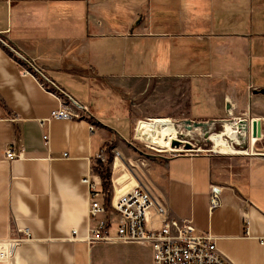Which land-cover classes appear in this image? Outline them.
<instances>
[{
	"label": "crops",
	"instance_id": "0c3cea01",
	"mask_svg": "<svg viewBox=\"0 0 264 264\" xmlns=\"http://www.w3.org/2000/svg\"><path fill=\"white\" fill-rule=\"evenodd\" d=\"M1 40L35 58L87 105V116L47 120L57 98L20 75ZM148 85L152 93L165 91L162 99L150 94L151 102L165 100L161 110L133 103ZM262 88L264 0H0V117L13 118L0 120V240L21 238L25 229L31 237L6 264H153L149 245L83 239L82 179L97 176V189L106 191L93 170L106 161L96 155L125 149L116 143L121 132L106 120V89L122 97L110 112L129 113L133 125L138 120L136 138L157 147L170 149V122L142 117L214 122L218 131L234 117L261 121L257 155L160 150L141 179L170 217L191 218L234 264H264V94L255 93ZM8 144L20 158L6 159ZM212 185L220 187L221 205L210 211ZM105 218L106 212L96 219ZM116 226L109 225L110 235Z\"/></svg>",
	"mask_w": 264,
	"mask_h": 264
},
{
	"label": "built area",
	"instance_id": "2783aa9c",
	"mask_svg": "<svg viewBox=\"0 0 264 264\" xmlns=\"http://www.w3.org/2000/svg\"><path fill=\"white\" fill-rule=\"evenodd\" d=\"M1 42L10 51L16 63L20 65V75L34 77L43 90L57 98L58 106L50 111L47 120H80L87 116L89 113L87 105L66 92L49 76L46 69L37 63L35 58L29 57L7 41L1 40ZM253 89V86H248L249 92H252ZM2 119L13 120V118L9 117H0V120ZM155 119L166 120L175 127L170 118H154L151 120L154 121ZM253 120L234 117L232 121L227 123L233 129V137L225 133L226 125H224L218 136L223 138L226 144L238 148V151L244 150V152L237 154L257 155L261 153L257 149V145L263 134L262 130H260L259 136L253 134ZM210 123L214 124V122ZM90 128H93V126ZM132 136L135 143L129 141L128 145L136 155V164L130 158H126L121 150L114 146L111 147L110 183L106 191L97 189L101 182L100 179L96 180L99 177L96 176L95 178L88 173L82 179L88 186V230L83 238L84 241L88 245L116 242L146 244L151 247L153 264H234L217 248L213 236L197 231L192 224L191 218L178 219L170 217L166 202L159 197H155L142 183V174H138L137 171L140 169L144 171L150 166L151 160L149 156L154 153H148L141 146L149 148L152 145L158 151L161 150L164 153L172 154H178L176 150H179L180 147L168 149L167 147H157L153 144L143 145L136 138L135 131ZM242 137L247 141L245 147L240 144ZM173 139H178L176 129L173 137L169 139L170 145ZM43 140L45 144L48 143L47 135H43ZM252 146H255L254 153ZM184 150L182 153L191 151V149ZM208 152L223 154L215 151L214 147L208 149ZM21 155L22 153L17 152L14 145L8 144L5 147L7 160L18 159ZM96 158L102 162L107 161L104 150L98 152ZM124 172H127L128 176L119 181L120 173ZM220 205V187L212 185L209 193L208 208L212 211ZM104 212H106L105 219H96L99 213ZM150 212H153L152 216H150ZM114 215L117 216L116 221L113 219ZM113 222L117 223L116 233L110 235L108 227ZM246 222H248L247 219ZM248 232V228H246L245 233L248 234ZM23 233L24 236L21 238L0 240V264H6L17 247L24 241L31 239L28 230L25 229ZM72 235L75 237V229H72ZM260 242L264 245V239H261Z\"/></svg>",
	"mask_w": 264,
	"mask_h": 264
},
{
	"label": "rangeland",
	"instance_id": "374dc122",
	"mask_svg": "<svg viewBox=\"0 0 264 264\" xmlns=\"http://www.w3.org/2000/svg\"><path fill=\"white\" fill-rule=\"evenodd\" d=\"M239 56V55H238ZM149 57V56H148ZM148 60H146L147 62ZM236 63H240L241 68L243 69V71L245 73H247L248 70V66L245 68V58L243 57V55L238 57V62ZM145 65H149L148 63ZM143 72H151L149 69L148 70H144ZM161 89V88H160ZM158 90V92L156 93V89L152 91V88L148 85L147 87H144L143 90L140 92V95H138L137 97H135L133 103L136 104L139 108H142L143 106L148 105L147 108L149 109H159L161 110L164 106V101L165 100H156L154 102L150 101V94L152 96H161V98L159 97L158 99H162L163 97L165 98V94L163 95V93L165 91H161ZM163 95V96H162ZM115 105L118 106H122V97L118 96L116 93H114L113 91H110L108 89H106V120L109 122H113L118 130L121 132L119 133V137L116 139V143L120 144L124 149V156L126 158H130L132 162H135L136 159V155L133 153V151L131 150V148L129 146H127V144H125V140L126 139H130L132 143H135V141H133V133L135 131L136 128V124L137 121H135L134 125L131 122V119L129 117V113L126 114H122L119 113L118 111L115 112H110L111 107H115ZM150 105V106H149ZM126 115V116H125ZM108 118V119H107ZM143 120H151L153 119L152 117H142ZM187 120V119H186ZM182 123L179 122H175L173 120V123L175 125V129H176V135L177 138L182 140V141H187L191 144V153H204V154H209L208 149H211L212 147H214V141L212 140V135L217 134L218 129L215 128L216 126L212 125L211 123L206 124V127L202 128H194L191 127L189 129H185L186 125L184 124V120L181 121ZM223 128H221L222 130ZM118 135H116L117 137ZM242 140L240 141L241 146L245 147L247 141L246 139H244L243 137L241 138ZM143 145L146 144V142H142ZM141 146V145H139ZM151 147L146 148L145 146H141L144 150H146L148 153H157L158 150H156L155 148L152 147V145H150ZM176 153H182L184 152V148L183 146H180L179 150H176ZM167 155H171L172 153H164ZM106 156H107V161H106V186L108 185L109 187V177H110V167L111 166V159H112V154H111V150L108 149L106 150ZM146 170V169H145ZM145 170L143 171V169L138 170V174H143L145 172ZM122 174V173H120ZM119 174V175H120ZM118 175V174H117ZM116 175V176H117Z\"/></svg>",
	"mask_w": 264,
	"mask_h": 264
},
{
	"label": "bare ground",
	"instance_id": "6f19581e",
	"mask_svg": "<svg viewBox=\"0 0 264 264\" xmlns=\"http://www.w3.org/2000/svg\"><path fill=\"white\" fill-rule=\"evenodd\" d=\"M225 125H226L225 133L227 135H230L233 137V135H234L233 129L231 127H229V125H227V123ZM170 127H171V137H173V135L175 134V127L171 123H170ZM218 135H220L219 132L216 135H212V139L215 141V143H214L215 151L221 152L223 154L224 153L237 154V153L244 152V150H242V149H241V151H238L239 150L238 148L232 147V146H230V144H226L225 140ZM223 142H225V143H223ZM171 148H172V146L170 145V149ZM122 176L127 177L128 176L127 172L122 173L118 177L119 181L124 179Z\"/></svg>",
	"mask_w": 264,
	"mask_h": 264
},
{
	"label": "water",
	"instance_id": "95a60500",
	"mask_svg": "<svg viewBox=\"0 0 264 264\" xmlns=\"http://www.w3.org/2000/svg\"><path fill=\"white\" fill-rule=\"evenodd\" d=\"M255 93L264 94V88L256 90ZM184 124L188 127H194V128H204L206 127V123L200 122V121H191V120H185ZM252 127H253V134L254 135H260L261 130V121L258 119H255L252 121ZM171 146L174 148H179L180 146H183L184 149H191V144L187 141L183 142L179 139H173L171 141Z\"/></svg>",
	"mask_w": 264,
	"mask_h": 264
},
{
	"label": "trees",
	"instance_id": "16d2710c",
	"mask_svg": "<svg viewBox=\"0 0 264 264\" xmlns=\"http://www.w3.org/2000/svg\"><path fill=\"white\" fill-rule=\"evenodd\" d=\"M106 169V165L104 164H98L93 168L95 172L99 173L102 176L103 181H106Z\"/></svg>",
	"mask_w": 264,
	"mask_h": 264
}]
</instances>
